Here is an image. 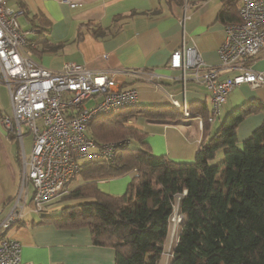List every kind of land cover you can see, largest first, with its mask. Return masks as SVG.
I'll list each match as a JSON object with an SVG mask.
<instances>
[{
    "label": "crops",
    "instance_id": "1",
    "mask_svg": "<svg viewBox=\"0 0 264 264\" xmlns=\"http://www.w3.org/2000/svg\"><path fill=\"white\" fill-rule=\"evenodd\" d=\"M71 1L77 5L72 7L67 0L8 1L12 8L22 10L18 19L21 27L29 31L31 56L52 70L73 62L113 75L120 86L138 88L142 104L183 102L186 96L192 119L152 122L139 117L129 122L148 133L146 140L153 153L167 154L174 160H193L208 134L201 128L200 119L202 107L211 109V92L204 85L201 68L189 70L184 80L178 68L169 66V59L182 45H194L204 61L203 68L216 70L220 78L230 75L231 69L224 67L219 52L225 39L224 24L218 19L223 0ZM251 66L264 74V48ZM7 88L0 82V223L14 207L20 184L17 170L24 168V157L28 159L25 144L22 146L15 134V139L11 137L1 122L2 117L12 116L8 112L12 103ZM252 99L264 102V84H242L231 90L217 116L223 117L215 127L212 125L216 118L213 120L209 132L217 129L227 113ZM262 123L263 111L247 116L237 127L239 141L248 138ZM110 180H100L98 186L121 194L120 186L102 185ZM30 211L24 208L21 222L7 232L20 241L24 263L114 264V248L95 245L89 227L60 228L53 223L34 222L41 213L34 206Z\"/></svg>",
    "mask_w": 264,
    "mask_h": 264
},
{
    "label": "trees",
    "instance_id": "2",
    "mask_svg": "<svg viewBox=\"0 0 264 264\" xmlns=\"http://www.w3.org/2000/svg\"><path fill=\"white\" fill-rule=\"evenodd\" d=\"M239 5L240 0H223L218 19L224 25L239 21ZM202 108L208 134L193 161L153 153L148 133L129 122L139 117L183 121V112L172 103L140 102L94 120L87 134L96 143L120 139L125 144L110 159L84 162L78 172L83 182L62 195L77 201L59 213L42 212L34 222L89 227L95 245L114 248V264H160L179 197L181 221L168 264H264V123L242 142L237 136L247 116L264 112V102L252 99L234 108L212 133V105L210 111ZM219 152L222 158L216 160ZM132 171L136 174L123 194L98 186L99 180Z\"/></svg>",
    "mask_w": 264,
    "mask_h": 264
},
{
    "label": "built area",
    "instance_id": "3",
    "mask_svg": "<svg viewBox=\"0 0 264 264\" xmlns=\"http://www.w3.org/2000/svg\"><path fill=\"white\" fill-rule=\"evenodd\" d=\"M67 1L72 7L77 5ZM20 13L22 10L12 8L8 0H0V82L9 89L13 110L12 116L2 117L1 122L22 146L26 134L32 138L31 156L24 157L14 207L0 223V264H30L22 261L20 241L7 234L25 208L29 184L33 186L34 210L40 213L44 204L66 193L84 162L110 159L124 143H96L87 134L89 125L101 116L140 103L138 88L120 86L113 75L80 63H67L60 70L38 63L28 49L29 31L21 27ZM239 15V21L224 25L225 39L219 48L224 67L236 73L220 78L216 70L203 68L204 61L194 45H182L169 59V66L178 68L184 80L189 70L202 69L204 85L211 92V121L235 87L264 84L263 72L251 66L264 48V0H241ZM171 102L186 116L191 114L186 96L183 102ZM180 219L177 217V222Z\"/></svg>",
    "mask_w": 264,
    "mask_h": 264
},
{
    "label": "rangeland",
    "instance_id": "4",
    "mask_svg": "<svg viewBox=\"0 0 264 264\" xmlns=\"http://www.w3.org/2000/svg\"><path fill=\"white\" fill-rule=\"evenodd\" d=\"M9 1V4L11 3V0H8ZM201 56V54H200ZM202 57V56H201ZM6 88H7V85L2 83ZM8 89V88H7ZM10 94V93H9ZM172 103V102H171ZM188 104L191 106V103L188 102ZM183 105V104H182ZM129 108V107H127ZM125 108H122L119 112H121L122 110H124ZM134 109V108H132ZM132 111V110H131ZM181 112H183L182 110H180ZM9 113H11L12 115V109H9L8 110ZM184 114V113H183ZM114 115V114H113ZM198 117V116H197ZM223 115H220L219 118H216V121L214 122V124L212 125L213 127L217 126V124L219 123V120L220 118H222ZM192 119L193 116L192 115H188L186 116L184 114V119L185 120H188V119ZM133 119H131L130 121H132ZM183 120V121H185ZM200 122H202V125H201V128L204 129L203 127V124H204V117H202V120L200 119ZM132 123V122H131ZM134 124V123H133ZM212 127V129H213ZM114 139V138H113ZM118 142V141H123V140H120V139H117V140H108V141H104V142ZM124 142V141H123ZM24 144H25V149H26V153H27V157L28 159L30 158L31 156V150H32V138L29 134H26L24 136ZM125 144V143H123ZM19 145V148L21 149V144L18 143ZM16 146V145H15ZM123 146V145H122ZM222 158V155L221 153H219V156L216 157V160H219ZM193 161V160H191ZM23 172H24V168H21V170H17V181L18 183L21 182L22 180V176H23ZM136 172L135 171H132L131 173H128V174H125V175H122V176H119V177H115L113 179H111L109 182L107 183H104L102 185H105V186H114V185H117V186H120V189H122V194L126 191L127 189V186L128 184L130 183L131 179H132V176L135 175ZM103 180H109V179H103ZM102 180V181H103ZM100 181V180H99ZM83 182V179H82V176L80 174H78L69 184H68V188L67 189H72L74 187H76L77 185L81 184ZM100 188V187H99ZM101 190H103L102 188H100ZM104 191V190H103ZM106 192V191H105ZM108 193H112V194H116L115 192H108ZM27 201L25 203V211H29V213H31L30 209L32 206H35L34 203H31V196L33 195V186L31 184H29V191L27 193ZM70 198V196L68 195H65V196H61V197H58V198H55L53 199L52 201L44 204V211L42 212H47V213H50V214H55V213H59L60 210H61V207L64 206L65 204H73L74 202H76L77 200H74V199H68ZM81 200H85V199H81ZM178 204H179V197H177V202L175 204V210L173 212V215L171 216V221H172V226L170 228V232H169V238L168 240L166 241L165 243V253L164 255L162 256V264H168V260H169V256L171 254V250L173 248V244L174 242L176 241V238H177V231H178V222H177V217L181 218V215L179 210H178ZM40 212V213H42ZM179 220V219H178ZM175 221V222H174ZM181 221V219H180ZM164 258V259H163Z\"/></svg>",
    "mask_w": 264,
    "mask_h": 264
},
{
    "label": "clouds",
    "instance_id": "5",
    "mask_svg": "<svg viewBox=\"0 0 264 264\" xmlns=\"http://www.w3.org/2000/svg\"><path fill=\"white\" fill-rule=\"evenodd\" d=\"M173 105V104H172ZM174 106V105H173Z\"/></svg>",
    "mask_w": 264,
    "mask_h": 264
}]
</instances>
